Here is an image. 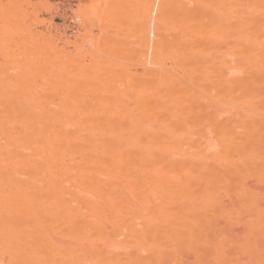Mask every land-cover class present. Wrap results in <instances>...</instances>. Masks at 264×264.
<instances>
[{
	"label": "bare ground",
	"instance_id": "bare-ground-1",
	"mask_svg": "<svg viewBox=\"0 0 264 264\" xmlns=\"http://www.w3.org/2000/svg\"><path fill=\"white\" fill-rule=\"evenodd\" d=\"M53 9L0 0V264H264V0Z\"/></svg>",
	"mask_w": 264,
	"mask_h": 264
},
{
	"label": "rangeland",
	"instance_id": "rangeland-1",
	"mask_svg": "<svg viewBox=\"0 0 264 264\" xmlns=\"http://www.w3.org/2000/svg\"><path fill=\"white\" fill-rule=\"evenodd\" d=\"M54 6L52 13L43 11L40 13L41 18H47L52 20L54 28L59 29L61 32H65L69 40H77L78 31L81 27V18L77 15L80 7H87L93 3V0H48ZM235 228V227H234ZM243 228L237 226L232 232L241 234ZM230 250V248H229ZM228 250V251H229ZM235 252L236 249L234 248ZM232 249L230 253H233ZM243 258L244 256L241 255ZM3 264H11L4 263Z\"/></svg>",
	"mask_w": 264,
	"mask_h": 264
}]
</instances>
